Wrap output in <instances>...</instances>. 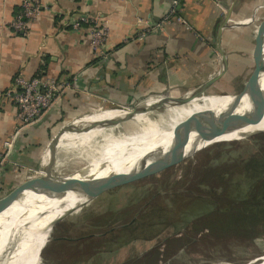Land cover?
Here are the masks:
<instances>
[{"label":"crops","instance_id":"0c3cea01","mask_svg":"<svg viewBox=\"0 0 264 264\" xmlns=\"http://www.w3.org/2000/svg\"><path fill=\"white\" fill-rule=\"evenodd\" d=\"M222 3L232 8V21L221 32L227 12L212 0H181L179 11L193 29L174 23L138 39L134 36L144 26L138 19H162L172 0H43V10L26 32L11 27L20 11V0H0V142L10 139L16 130L17 105L6 94L17 74L72 82L54 108L19 132L9 158L41 168L42 154L58 124L89 112L87 108L131 106L144 98L152 100L151 96H181L203 85L223 67L219 45L228 68L209 89L238 75L239 59L243 63L247 56L252 25L238 22L252 16L258 7L256 20H262L264 0ZM81 11L100 13L110 21V37L102 54L93 51L85 30L70 29L69 22ZM26 175L13 163H5L0 170V197L26 180Z\"/></svg>","mask_w":264,"mask_h":264},{"label":"rangeland","instance_id":"374dc122","mask_svg":"<svg viewBox=\"0 0 264 264\" xmlns=\"http://www.w3.org/2000/svg\"><path fill=\"white\" fill-rule=\"evenodd\" d=\"M261 21L251 23L247 56L238 62L240 73L207 90L203 101L223 103L243 89L264 51V40L259 49L256 42ZM261 84L264 89V77ZM169 96L157 99L174 97ZM119 107L102 104L97 109ZM94 110L87 108L85 113ZM114 132L105 131L100 140L97 137L100 144L86 142V150L64 167L63 176L95 166V156L106 155L102 149L120 144L118 136L101 143ZM235 139L209 145L177 164L104 192L57 223L52 233L40 234L51 239L39 264H243L258 260L254 258L264 254V132ZM225 214L239 217L232 220ZM20 264H31L30 255Z\"/></svg>","mask_w":264,"mask_h":264},{"label":"water","instance_id":"95a60500","mask_svg":"<svg viewBox=\"0 0 264 264\" xmlns=\"http://www.w3.org/2000/svg\"><path fill=\"white\" fill-rule=\"evenodd\" d=\"M232 8L221 24L220 32L231 20ZM254 19V15L252 20ZM240 24V22H238ZM259 34L256 37L257 47L264 40V19L261 21ZM221 34V33H220ZM219 52L223 56V67L220 72L203 85L186 92L181 96H174L169 100L163 98L153 104L136 103L131 105L132 111L127 112L116 121L127 119L134 114L146 109H158L164 105H176L182 103L193 96L197 97L206 93L209 87L216 82L228 68V59L225 51L219 45ZM264 77V51L256 60V65L246 81L243 89L232 95V99L218 113L208 117L200 124L192 127L189 131H182L175 134L172 142L165 149H155L143 155L126 171H114L103 176L71 175L66 179H61L57 175V153L58 145L64 133L76 126L75 122L85 115H76L66 121L58 131L52 136L44 149L41 160V170L43 175L28 178L14 187L9 193L0 197V215L7 208L15 203L25 200L30 192L43 194L46 198L56 201L73 196L74 203L61 202L55 208L43 210L24 221L23 225L17 228L12 238H8L4 246H0V259L12 254L28 236L53 231L57 223L78 211L83 206L96 199L98 196L116 187L139 180L152 175L167 167L179 163L187 157L195 154L203 148L218 142L235 141L237 139L222 140L221 137L240 131L245 127L259 122L264 116V90L261 81ZM170 98L169 95H166ZM112 109V108H110ZM107 109V110H110ZM117 109V108H113ZM124 109V108H122ZM93 113V112H92ZM190 140L192 141L189 145ZM104 168V167H103ZM63 208L61 212L44 226H38L45 215L51 214L55 209ZM42 256V255H41Z\"/></svg>","mask_w":264,"mask_h":264},{"label":"bare ground","instance_id":"6f19581e","mask_svg":"<svg viewBox=\"0 0 264 264\" xmlns=\"http://www.w3.org/2000/svg\"><path fill=\"white\" fill-rule=\"evenodd\" d=\"M248 21L245 20V22ZM162 96L168 97L166 95H159L154 96L155 99L152 100L144 98L138 101L137 104H153L161 100V98H157ZM206 96V94L197 97L193 96L176 105L168 104L154 110L146 109L121 121H116V118L132 111L131 106H125L124 109H100L85 115L75 122L76 126L74 128L63 134L59 142L56 158L57 175L61 179H66L63 176L64 167L81 154L84 144L87 141L90 140L92 145L100 144L96 138L105 131L115 132L111 133L101 143L118 136L116 142L120 144L102 149L106 153L105 157L99 159L95 156V160L97 161L95 166L77 175L98 177L114 171L128 170L143 155L155 149H165L172 142L175 134L182 131H189L192 127L200 124L208 117L218 113L232 99V96H230L223 103H206L203 101ZM262 132H264V116L259 122L249 125L240 131L224 135L221 139L228 140L243 136L250 137ZM191 142L190 140L189 145ZM90 160H94V157ZM43 174L44 172L42 171ZM61 202H69L72 204L74 203L73 196L68 195L66 198L56 201L54 204H61ZM54 204L52 200H49L43 194L30 192L27 194L25 200L15 203L3 211L0 215V246H4L8 238H12L17 228L23 225L25 220L40 211L55 208ZM61 209L63 208H56L53 213L45 215L36 224L38 226H44L54 219L60 213ZM49 215L53 217L48 220ZM40 234L28 236L26 238L27 240L12 254L6 255L5 258L2 257L0 264H20L25 257L27 260L29 255L31 257V264H39L42 251L51 239L50 236H41ZM254 259L258 260H251L243 264H264V254ZM220 264L232 263L222 262Z\"/></svg>","mask_w":264,"mask_h":264},{"label":"built area","instance_id":"2783aa9c","mask_svg":"<svg viewBox=\"0 0 264 264\" xmlns=\"http://www.w3.org/2000/svg\"><path fill=\"white\" fill-rule=\"evenodd\" d=\"M222 11L228 13V9L223 6L222 0H212ZM181 0H172L168 13L160 20L151 22L148 18L140 17V24L143 29L134 38L144 39L152 31H164L168 25L180 23L189 29H193L187 18L179 11ZM43 0H20V11L16 18L11 22V27L17 32H26L29 24L36 20L43 10ZM258 7L252 16L239 20L241 24H250L257 19ZM227 15V14H226ZM264 19V18H263ZM262 19V20H263ZM249 20L248 22H244ZM232 21L229 20L228 23ZM70 29L73 31L85 30L86 38L97 54L103 53V46L110 37V21L100 13L91 11H81L69 22ZM200 36V35H199ZM72 87V82L51 76L37 75L27 77L19 73L15 76L12 86L6 96L12 98L17 105L16 120L17 126L15 133L10 139L0 142V170L2 166L11 162L16 168H21L27 174L26 178L42 175L41 168L34 169L14 162L9 158L10 152L14 147L15 140L19 132L26 126L39 121L48 111L55 107L62 95ZM120 108V107H119ZM125 106H121V109Z\"/></svg>","mask_w":264,"mask_h":264},{"label":"trees","instance_id":"16d2710c","mask_svg":"<svg viewBox=\"0 0 264 264\" xmlns=\"http://www.w3.org/2000/svg\"><path fill=\"white\" fill-rule=\"evenodd\" d=\"M205 102V101H204ZM206 103H210V102H206ZM254 197V199L256 198V195L254 196V195H251V198H253ZM229 207V206H228ZM228 207H224L225 208V210L224 211H226L227 210V208ZM244 210V209H243ZM225 216H230V218L233 220L234 218H236V217H239V216H234V214L233 215H231V214H225Z\"/></svg>","mask_w":264,"mask_h":264}]
</instances>
